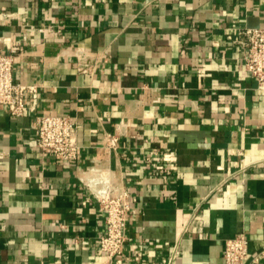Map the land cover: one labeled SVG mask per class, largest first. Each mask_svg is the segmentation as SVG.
I'll use <instances>...</instances> for the list:
<instances>
[{"label":"crops","instance_id":"crops-1","mask_svg":"<svg viewBox=\"0 0 264 264\" xmlns=\"http://www.w3.org/2000/svg\"><path fill=\"white\" fill-rule=\"evenodd\" d=\"M246 27H264V0H0V52L19 46L15 80L40 87L25 115L0 104V264H104L97 172L135 205L123 264H225L241 232L246 264H264V87ZM41 114L78 122L75 160L38 147Z\"/></svg>","mask_w":264,"mask_h":264},{"label":"built area","instance_id":"built-area-1","mask_svg":"<svg viewBox=\"0 0 264 264\" xmlns=\"http://www.w3.org/2000/svg\"><path fill=\"white\" fill-rule=\"evenodd\" d=\"M12 13H5L7 18ZM237 40L247 47L245 68L256 79L259 87H264V27H246L240 31ZM19 46L11 47L9 53L0 52V104L12 116H22L34 105L31 96L39 92L38 84H26L15 80L14 61ZM80 69L87 68L80 63ZM79 124L66 114H41L37 116L36 141L41 151L54 155L63 161L75 160L79 155ZM117 141V137H112ZM97 177L89 180L94 195L106 213L105 233L101 236V249L105 253L104 264H123V247L130 239L127 231L128 217L135 208L131 193L109 173L97 172ZM249 237L241 232L225 240L223 257L225 264H246L249 255ZM264 258V249L255 260Z\"/></svg>","mask_w":264,"mask_h":264}]
</instances>
